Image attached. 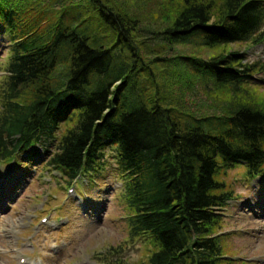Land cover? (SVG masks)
Instances as JSON below:
<instances>
[{"label":"trees","instance_id":"1","mask_svg":"<svg viewBox=\"0 0 264 264\" xmlns=\"http://www.w3.org/2000/svg\"><path fill=\"white\" fill-rule=\"evenodd\" d=\"M147 1L0 0V162L44 146L70 186L105 167L110 149L128 234L150 244L135 264H226L214 235L218 168L243 160L264 175V99L253 83L264 61L228 48L263 41L264 0H157L151 15ZM148 16L162 25L141 30ZM138 30L167 50L149 60ZM114 251L97 257L113 261Z\"/></svg>","mask_w":264,"mask_h":264},{"label":"rangeland","instance_id":"2","mask_svg":"<svg viewBox=\"0 0 264 264\" xmlns=\"http://www.w3.org/2000/svg\"><path fill=\"white\" fill-rule=\"evenodd\" d=\"M157 2L147 1L152 4L145 10L147 15ZM131 9L137 8L133 5ZM149 20L150 16L140 22L141 30L162 25L147 23ZM138 34L152 49L148 48L149 60L167 50L162 36L143 35L139 30ZM4 48H0V88L8 55ZM228 50H239L248 62L264 60V43L231 45ZM176 53L170 51L168 56ZM149 60L146 68L152 67ZM255 76L261 79L257 96L264 99V73ZM171 95L185 98L180 89ZM25 156L32 161L22 170L16 171L14 163L0 164V264H103L97 254L115 248H120L122 260L130 264L145 259L150 244L129 238L121 179L113 158L106 159L104 171L93 175L97 184L90 185L91 180L83 177L69 186L58 171L41 164L42 156L24 154L22 158ZM243 173V166L236 164L223 174L224 185L234 193L226 207L216 211L223 214L219 230L224 236L226 262L264 264V178L252 180ZM83 191L91 198L84 197Z\"/></svg>","mask_w":264,"mask_h":264}]
</instances>
